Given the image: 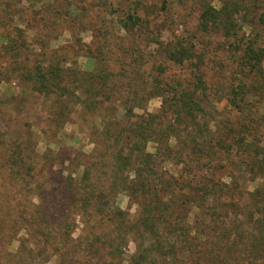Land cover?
I'll return each mask as SVG.
<instances>
[{
  "label": "trees",
  "instance_id": "trees-1",
  "mask_svg": "<svg viewBox=\"0 0 264 264\" xmlns=\"http://www.w3.org/2000/svg\"><path fill=\"white\" fill-rule=\"evenodd\" d=\"M199 6L190 33L170 0H0L2 34L32 31L40 47L73 39L1 71L0 83L17 75L56 130L78 108L103 124L88 158L59 165L31 134L0 130V264H264V0ZM113 32L140 38L145 55L81 68L82 57L108 56ZM3 36L12 58L17 42ZM156 98L160 109L146 112Z\"/></svg>",
  "mask_w": 264,
  "mask_h": 264
},
{
  "label": "rangeland",
  "instance_id": "rangeland-1",
  "mask_svg": "<svg viewBox=\"0 0 264 264\" xmlns=\"http://www.w3.org/2000/svg\"><path fill=\"white\" fill-rule=\"evenodd\" d=\"M199 1L201 0H170V6L172 9V15L177 18L178 22L184 24L181 29L187 28L188 32L194 33L197 29L198 16L200 14ZM213 3L217 8L221 7L222 0H207ZM246 32L250 33L248 28ZM0 30V37H9L10 40L17 42L19 48L16 52H11L13 57L10 58V54L7 52L5 41L0 40V72L9 69H17L23 65L29 66L30 63L35 60L41 53L47 52L46 47L56 49L63 44H71L73 42L72 35L69 32L63 33L61 36L53 40L51 43L47 42L43 44L45 47L34 45V33L28 31L26 35L20 36L16 32L11 34ZM79 38L85 44H90L93 41L92 34L90 32H84L78 34ZM123 37V36H121ZM113 32L109 38L108 56L97 62H91L87 58H80L78 63L81 68L86 70H94L95 67H113L118 70L119 67H127L126 64H122L121 56L128 54V50L133 52L135 59L140 58L141 53L145 55L147 47L145 43L136 37H123ZM170 37L168 34L167 38ZM2 38V39H3ZM172 39V38H171ZM27 47V48H26ZM93 47V46H92ZM44 58V57H43ZM129 62V59L124 58ZM45 60V59H43ZM145 60L147 63H145ZM142 58L139 63H143V67H152L154 61L149 58ZM17 63H21L18 65ZM145 63V66H144ZM17 64V65H16ZM135 66V65H133ZM173 67V65H170ZM13 71V70H12ZM178 71V69H174ZM14 75V74H13ZM12 75V76H13ZM15 77H10L8 82L0 83V130L8 131L11 134L20 135L22 138H28L31 134L32 145L36 149L39 155H43L48 149L53 151L60 159L58 165L63 163L65 159H71L73 162L77 158L84 155L88 158L95 149V142L98 140V133L102 131L103 124L101 121L95 122L93 116L83 114L81 109L78 108L77 112L72 116L71 121L64 129L56 130L53 126H50L49 122V107L48 103L43 99H25L23 93L26 89V84ZM14 100L10 102L11 100ZM162 101L159 98L153 99L146 107V112L152 113L160 109ZM223 105L219 106L222 109ZM124 110L119 108L117 110V117L120 119L124 115ZM139 114L144 113L138 111ZM152 146L150 145L149 151L152 152ZM85 161H87L85 159ZM70 162H66L65 167ZM59 168H55V171ZM67 174L65 173V176ZM51 177V174L48 177ZM49 177V178H50ZM261 180L250 184L249 189L253 190L255 186L260 183ZM53 191H47L45 194V202L47 203L52 197ZM38 202V200H36ZM118 206L128 212L131 217H134L137 213V206L134 205L129 197L121 195L117 198ZM79 232L75 234L77 236ZM19 247V242L12 243L10 250L16 253ZM135 252V244L131 243L128 247V254ZM52 264V263H48Z\"/></svg>",
  "mask_w": 264,
  "mask_h": 264
}]
</instances>
